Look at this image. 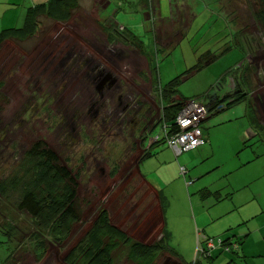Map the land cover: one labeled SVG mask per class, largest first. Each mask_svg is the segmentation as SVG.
<instances>
[{"label":"rangeland","instance_id":"1","mask_svg":"<svg viewBox=\"0 0 264 264\" xmlns=\"http://www.w3.org/2000/svg\"><path fill=\"white\" fill-rule=\"evenodd\" d=\"M109 1L107 9L83 2L67 23L42 18L32 39L0 47V181L13 175L25 153L42 142L78 174L76 195L82 208L80 221L63 243L53 241L51 233L38 235L35 243L31 238L38 232L31 217L18 211L13 195L0 197V226L14 225L13 244L0 233V264H67V252L101 211L134 240L160 239L162 209L136 166L154 139L165 137L162 126L149 133L163 107L158 85L168 84L200 59L202 70L181 80L179 94L191 101L200 98L244 62L254 68L243 67L241 74L251 75L248 98L264 127V41L248 12L232 27L219 11V0H159L154 9L148 0ZM242 3L231 6L245 13ZM31 4L0 0V31L20 27ZM114 13L117 25L131 30L157 63V84L132 39L114 42L113 31L101 28L112 24ZM227 91L225 87L221 94ZM187 108L193 111L196 105ZM245 114L243 102L210 115L201 129L206 145L176 156L162 143L155 149L158 154L140 167L170 202L165 214L173 235L169 246L184 263L264 264V143L254 137ZM203 189L220 191L225 199L203 198ZM233 236L229 248L237 247L236 240L243 242L237 253L223 245ZM206 238L214 241L213 258L201 257ZM37 242L44 249L36 250ZM161 258L158 264L169 257ZM117 264L127 263L124 258Z\"/></svg>","mask_w":264,"mask_h":264},{"label":"trees","instance_id":"2","mask_svg":"<svg viewBox=\"0 0 264 264\" xmlns=\"http://www.w3.org/2000/svg\"><path fill=\"white\" fill-rule=\"evenodd\" d=\"M234 1L235 0H219L218 8L220 13L225 16L226 20L229 21V24L233 27V25L235 26L237 23L235 21L240 18L243 19L242 16L248 12L262 31L261 41H264V0H252V3L249 1L248 4H246L245 1L242 3L241 0ZM238 3L247 5L248 10L242 13L239 9L232 8L231 5H240ZM80 5V0H47L44 3L32 5V7L25 12L23 24L20 27L7 28L0 31V47L8 41L23 43L32 39L39 32L42 18L57 23H67L71 21L74 13L79 11ZM111 22L113 25L110 24L107 27H103V29H110L113 31L112 33L114 34L111 33V37L114 42L118 37H123L125 40L132 39L131 41L135 49L147 58L149 71L157 84L158 65L145 52L143 42L136 35L130 34V31H127L125 27L121 28L120 25H117L114 19ZM243 24L245 25L244 21ZM114 27L116 29H114ZM245 30L247 31V29ZM161 31L165 30L161 28ZM167 34L168 32H166L165 36H167ZM234 35L239 39L240 33L236 27ZM156 39H158L157 35ZM261 41H259L260 44ZM175 43H177V40ZM238 43H241V41ZM238 43H235V46H237ZM247 44L250 45V43H246V46L249 47ZM230 49L231 47H228V49L225 50ZM208 53L209 54L206 56L210 57L211 54L210 52ZM215 58L216 57H213L210 62H213ZM201 62L202 59L199 60V64L177 76L168 84L161 87L158 85L163 107L159 115V121L153 125L149 133L155 130L156 127L162 126L165 137L161 140H157L145 149L136 166L137 175L141 182L156 193L162 209L163 227L161 229L160 239L150 243L142 240H134L124 229L114 225L107 211H101L91 222L90 226L87 228L84 226L85 231L83 237L67 252L65 256L67 264H117L124 258L127 264H158L162 261V256L172 257L184 263L180 255L169 246L170 241L173 239V235L171 231L168 230L165 214L170 202L163 190H157L152 186L142 173L140 167L144 161L158 154V152L155 151L158 146L162 143L169 144L168 142L171 137L181 131L178 125V119L185 109L186 104L191 101L179 94L181 80L197 70H202L203 66L200 65ZM237 66H239V68L229 69L218 81L215 85L216 90L213 89L204 96L193 99L202 103L208 112L207 119L199 125L200 130L202 129V124L208 120L210 115L229 110L235 105L244 102L246 103L245 116L248 119L249 127L253 131L254 137L258 138L257 141L264 143V127L260 124L256 111L253 105L250 104V99L248 98L250 95L249 91L252 88L250 80L251 75L250 73H245V70L241 74V68L243 67L247 71L251 70L252 72L254 68L249 64H244V62L237 64ZM229 85H232L233 88H230ZM225 87H228V91L221 94ZM146 137L147 136H144L143 138L144 143H142V146H146ZM201 138L203 144L195 149L207 144L208 141L204 138L202 130ZM190 151L192 150L183 152L179 156ZM259 156V154H256V157ZM16 168L17 170L13 175L0 181V197L11 199L13 198L11 195H13L18 211L21 213L27 212L31 217L30 219L38 232L37 235L31 238V241H35L36 243V241L40 239L38 235L46 236L51 233L54 237L53 241L63 243L66 236L72 231L73 226L80 221V215H82V208L79 206L76 195L78 174L75 175L69 168L63 166L60 159L47 147L43 146L42 142L34 144L25 153L23 159L18 163ZM200 194L203 198L212 196L217 202H220L222 198V200L225 199V197H222L220 191L212 192L208 189H203L200 191ZM13 231L14 225L9 223L0 226V233L7 236L8 244H13ZM236 237L233 236L224 239L223 242V245L234 253L238 249L241 250V244H243L239 239L235 242L237 245L235 249L229 248V246H232L231 242H233ZM208 240H212V238H206L204 240V253L209 255L203 254L201 257L213 258L214 252L211 250L214 248L208 249V247H206V241ZM42 242H37L38 245H35L36 250L44 249ZM3 243L4 242L0 241L1 245ZM12 252L13 250L10 252L9 257L12 256ZM9 257L6 262L9 261ZM217 257L218 256L214 257V260ZM191 264L204 263L198 259ZM227 264H233V262L230 261Z\"/></svg>","mask_w":264,"mask_h":264},{"label":"built area","instance_id":"3","mask_svg":"<svg viewBox=\"0 0 264 264\" xmlns=\"http://www.w3.org/2000/svg\"><path fill=\"white\" fill-rule=\"evenodd\" d=\"M190 104L196 105V109L191 111L187 106L185 107L178 119L181 132L173 135L168 142L177 156L203 144L199 125L207 115L206 108L202 103L191 102ZM209 246L211 247L210 243Z\"/></svg>","mask_w":264,"mask_h":264},{"label":"crops","instance_id":"4","mask_svg":"<svg viewBox=\"0 0 264 264\" xmlns=\"http://www.w3.org/2000/svg\"><path fill=\"white\" fill-rule=\"evenodd\" d=\"M11 1V0H10ZM35 1L36 0H30V4H31V2H32V4L31 5H35V4H39V3H44V2H46L47 0H42V2H38V3H35ZM83 2H85V5H87V6H89V5H93V7L95 6V5H103V9H107V8H110V3H111V1H109V0H80V4L81 5H83ZM148 4L149 5H151L152 6V9H154L153 7H155V6H157V5H159V0H148ZM9 4H10V2H9ZM11 5V4H10ZM104 11V10H103ZM156 11L154 10V13H155ZM117 14V13H116ZM115 13L114 14H112L113 15V17H112V19H114L115 18V15H116ZM115 20V19H114ZM119 25V24H118ZM101 28H103V27H101ZM121 28H123L122 26H121ZM126 28V27H125ZM127 29V31H130L132 34H133V32L131 31V30H129L128 28H126ZM125 29V30H126ZM160 30H161V28H160ZM105 31H108L107 29H105ZM154 31H156V30H154ZM138 52V51H137ZM139 53V52H138ZM140 54V53H139ZM141 55V54H140Z\"/></svg>","mask_w":264,"mask_h":264},{"label":"clouds","instance_id":"5","mask_svg":"<svg viewBox=\"0 0 264 264\" xmlns=\"http://www.w3.org/2000/svg\"><path fill=\"white\" fill-rule=\"evenodd\" d=\"M146 58V57H145ZM146 61H148L147 60V58H146ZM147 65H148V62H147ZM191 102H197L196 100H192V101H190L189 103H191ZM189 103H187L186 104V106L189 104ZM205 120V119H204ZM203 120V121H204ZM181 132V131H180ZM157 140H159L158 138H156V139H154V141H153V143L154 142H156ZM168 146H169V144H168ZM169 148H170V146H169ZM171 149V148H170ZM176 155V154H175ZM177 156V155H176ZM209 243L213 246V248H214V241H213V239L212 240H208V241H206V247H208V249H212V247H210L209 246ZM205 247V246H204ZM204 247H203V249H202V252H204ZM172 258V257H171Z\"/></svg>","mask_w":264,"mask_h":264},{"label":"water","instance_id":"6","mask_svg":"<svg viewBox=\"0 0 264 264\" xmlns=\"http://www.w3.org/2000/svg\"><path fill=\"white\" fill-rule=\"evenodd\" d=\"M163 264H184L182 262H178L177 260H174L173 258L169 257L164 261Z\"/></svg>","mask_w":264,"mask_h":264},{"label":"flooded vegetation","instance_id":"7","mask_svg":"<svg viewBox=\"0 0 264 264\" xmlns=\"http://www.w3.org/2000/svg\"><path fill=\"white\" fill-rule=\"evenodd\" d=\"M261 105H263V104H261ZM264 106V105H263ZM263 114H264V109H263V112H262ZM264 116V115H263Z\"/></svg>","mask_w":264,"mask_h":264}]
</instances>
